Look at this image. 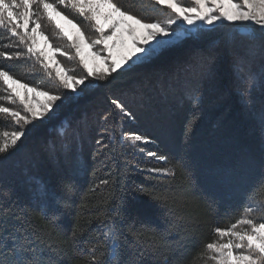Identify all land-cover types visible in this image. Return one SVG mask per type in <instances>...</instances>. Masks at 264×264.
Listing matches in <instances>:
<instances>
[{
  "label": "trees",
  "instance_id": "1",
  "mask_svg": "<svg viewBox=\"0 0 264 264\" xmlns=\"http://www.w3.org/2000/svg\"><path fill=\"white\" fill-rule=\"evenodd\" d=\"M118 3L136 15L147 12L148 5L151 10L156 6L148 0ZM61 10L80 25L84 20ZM219 25L201 29L148 61L97 80L69 104L70 111L65 113L66 105L56 111L64 116L34 122L11 151L0 154V213L6 212L0 216V264H11L5 237L9 244L14 236L31 239L30 230L24 231L29 223L52 233L54 243L40 254L42 264H85L89 248L103 239L102 215L98 218L97 213L112 206V185L101 181L113 179L125 164L126 189L117 193L122 200L117 202L115 217L121 234V264H164L165 258L167 264H201L204 246L218 240L213 229L235 223L249 200L264 203V190L253 195L264 169V93L257 87L251 93L252 103H245L234 68L239 63L242 76L258 75L264 63L260 42L254 38L250 42L252 37L242 33L238 24ZM18 44L16 37L0 30V51L26 52ZM196 52H201L200 62L176 70L174 61L198 56ZM0 66L30 85H45L44 74L50 72L34 57H0ZM3 89L0 82V97ZM167 89L170 95L165 94ZM114 99L122 101L132 116L122 118L112 105ZM164 101L169 109L158 113L155 107ZM152 103L154 123L145 111L152 109ZM18 129L12 117L0 113V134ZM122 132L151 137L154 143L143 146L141 153L122 146ZM97 140L107 148L97 146ZM149 151L166 156L167 163L149 157ZM113 162L120 167L114 168ZM154 168H168L169 173L150 171ZM157 194L172 198L177 211L157 200ZM193 199L199 207L191 203ZM144 205L153 210L142 213ZM42 209L49 217L55 215L54 224H45ZM77 225H83V231L73 238ZM141 228L168 229L170 250L155 252L145 246L152 243L150 233L144 243H137L132 232ZM184 231L185 247L178 258L174 253Z\"/></svg>",
  "mask_w": 264,
  "mask_h": 264
},
{
  "label": "snow or ice",
  "instance_id": "2",
  "mask_svg": "<svg viewBox=\"0 0 264 264\" xmlns=\"http://www.w3.org/2000/svg\"><path fill=\"white\" fill-rule=\"evenodd\" d=\"M186 2L191 6H185ZM154 4L169 10V18L164 23L159 20L149 22L144 17L125 9L118 3V0H55V2L52 0H0V30L16 37L19 42L17 46L22 45L26 48V52L16 51L11 54L8 51H0V57L5 60L34 57L46 70L49 67L55 68L56 78L63 89L77 93L82 91L78 86L85 85L87 78L84 76L77 78L67 74V70L62 68L59 62L55 61V57L50 54L59 52V48L49 46V50L46 51L45 48L38 46L37 37L42 38L44 44L48 45L42 21L46 20L49 24H54L56 29L72 41V47L75 48L79 62L87 71L88 77L104 79L150 55L154 50L153 44L165 43L160 38L168 37L171 32L169 26L179 20L189 26H197V22H203L206 25H214L221 21H227L229 24L250 22L254 26L253 38L259 40L261 57L264 60V0H154ZM61 7L71 9L80 17L90 21L92 28L99 33L98 38L91 44L87 43L81 28L61 10ZM61 20L75 29L74 36L65 31ZM108 32L111 34H107ZM117 42H119L120 49L114 53ZM99 44L104 46L103 50L108 53V56L89 52V55L94 58L92 66H89L84 50ZM234 68L241 82V97L246 98L245 103L251 104V93L257 87L264 93V63L261 64V71L258 75L250 73L247 77L241 75L242 68L239 63L235 64ZM48 75L50 76L51 73L49 72ZM0 82L3 83L8 93L0 97V100L13 103L19 101L26 113L22 115L20 111L0 104V113L12 117L15 125L21 129L10 134L6 131L0 134L4 137L0 140V154H7L25 135L24 126L45 119L54 110L56 102L63 100L64 97L43 91L38 86H29L3 66H0ZM29 93L32 95L29 96ZM38 97H43V100L37 99ZM193 103H196L195 99ZM112 105L119 110L122 118L132 116L119 99L112 100ZM261 125L264 130V108L261 110ZM151 143H154L151 137L134 132L121 133L122 146H130L141 153L145 151L143 146ZM96 144L107 148L106 145H102V140H97ZM147 155L157 157L165 163L168 161L166 156H158L156 152L149 151ZM113 167L119 168L120 166L113 162ZM127 167L128 165L125 164L123 169L116 172L113 179L101 181L104 185H112V206L105 208L103 213H97L98 218L102 215L101 223L104 230L101 236L103 239L89 248L85 264H121V234L116 228L115 217L119 215L117 202L122 200L117 193L126 189L124 178ZM150 171L169 173L168 168H154ZM138 187L139 190L146 191L143 187ZM261 190H264V169H262L258 185L253 189V195ZM155 198L168 206L170 211H177L174 201L169 196L157 194ZM191 203L195 207L200 206L194 199ZM254 210L257 209L252 206L244 207L241 217L235 223L227 228L213 229L214 234L220 239L208 242L204 246L205 250L210 253L208 259L214 261V264H264V206L260 209L262 211L260 222L251 216ZM41 211L46 225L55 223V215L49 217L43 209ZM3 215H6V212L0 213V216ZM181 218H184L183 213H181ZM0 222L3 220L0 219ZM29 230L31 239L28 240L21 241L14 236L12 237L13 242L9 244L5 237L4 248L11 254V264H42L40 254L53 245L51 232L44 233L30 223L26 225L24 231ZM81 231H83V225L75 226L72 233L73 238ZM149 233L152 242L149 247L152 250L157 247L163 249L164 252L170 250L166 241L168 229L161 231L141 228L133 231L132 236L137 243H144ZM224 238H227L226 242H223ZM164 264H167L166 258Z\"/></svg>",
  "mask_w": 264,
  "mask_h": 264
},
{
  "label": "rangeland",
  "instance_id": "3",
  "mask_svg": "<svg viewBox=\"0 0 264 264\" xmlns=\"http://www.w3.org/2000/svg\"><path fill=\"white\" fill-rule=\"evenodd\" d=\"M148 1L152 2L151 3L152 6L155 5L154 0H148ZM185 6H191V4L186 2ZM66 11L69 12L70 14L79 16L77 13L73 12L71 9H66ZM154 11L157 12V14L155 13V15H157L158 19L153 17ZM65 14L68 15L67 13H65ZM169 15H170V12L166 7H161L159 5H156L151 10L150 5H148L147 12L145 10H143V15L140 13L138 16L144 17L149 22H151L153 20H159L161 23H164L169 18ZM69 18L72 19L70 16H69ZM80 18H83V17H80ZM83 19L84 20H83V22H81V25L78 22H76L74 19H72V20L83 31L84 36L86 38V42L91 44L94 40H96L98 38L99 33L95 32V30L92 28L90 21L86 20L85 18H83ZM60 22H61V24H63L65 31H67L70 35L74 36L75 29H73L71 25L67 24L63 20H61ZM42 24L44 25V28H43L44 34L48 38V45L44 44V41L42 38L37 37L38 42H39L38 46L45 48L46 51L49 50V46L51 48H59L60 49L59 52H54V53H50V54L55 57V61H58L62 68L67 70V74L72 75V76H76L77 78H79L81 76H84L87 78L85 85L78 86L79 88L82 89V91H79L77 93H72L70 90L63 89V87L60 85L58 79L56 78L55 68L49 67L48 70H50V72H52L54 76L51 79V78H49L50 76L44 72L45 73L44 79L47 82L45 85L40 86V85H30L29 84V86H38L43 91H48L51 94H57V95H61L64 97L63 100L56 102L55 108L51 112L50 115H48L45 119L40 120V121H46L51 116H59L60 114L58 115V112H56V111H58L62 107H65V105H66V107L64 108L66 110L65 113L70 111L71 108L69 107V104L71 102H73L74 100L78 99L81 95H83L85 93V90L90 89L94 84H96L97 80H99L100 78L99 77H88L87 71L83 68V65L80 64L79 57L76 55L75 48L72 47V41L70 39H68V37L64 36L63 33H61L59 31V29H56L54 24H49L46 20L42 21ZM219 24L222 25V27H224L229 23L227 21H221V22L214 24V25H206V24H203V22H197V26H189L186 23L178 20L174 25L169 26L171 29L170 35L168 37H161L160 38L161 40H164L165 43L160 44V45H157L154 43L153 44V49H154L153 52L150 55L146 56L144 59L137 61L135 64L141 63L143 61H148L158 51L165 49L167 47H170L172 45L178 44L183 39H185L187 36L192 35L198 31H200L201 29H204L207 27H212V26L219 25ZM235 24L236 25L238 24L239 29L242 33H245L247 36L252 37L250 42L254 41L253 40L254 26L250 22H236ZM48 28H49V31H47ZM106 32H107V30H106ZM107 34H111V33L108 32ZM244 44L249 45V43H244ZM103 49H104V46L102 44H99V45H94L91 49H85L84 50L85 55L88 59L89 66H92V64L94 62V58L89 55V52L98 53L104 57H107L108 53L106 51H104ZM119 49H120V45H119V42H117L116 48L114 49V53L117 52ZM236 49H240V48L236 47ZM63 53H67L68 55L65 56ZM196 53L198 54V56H190L191 58L189 57V59H191V60H189V59H178L177 61H174L175 62L174 66L177 68V69L176 68H174V69H176L178 71L179 69L182 68L181 71H183V69H185V65H187V64L191 65L194 62H197V63L200 62V60L202 59L201 58V52H196ZM41 59H43V58H41ZM46 63H48V62H46ZM109 63H110V60H109ZM135 64H131L130 66H128L124 69L126 70V69L134 66ZM179 66H180V68H179ZM54 81L56 83H53ZM3 92H4V96H6L8 94L5 91V86H4ZM165 94L170 95V94H168V89H167V91H165ZM28 95L31 96L32 94L29 93ZM171 98H173V97H170V101H171ZM37 99L43 100V97H38ZM154 105L155 104L152 103V109L146 108V110H145L148 113L149 118L152 117V118H150L151 123H154V121H155V118H153V116H155V115H154V113H152L153 111H150V110H154ZM3 106L10 107V108H13L14 110L20 111L22 115L26 114L24 112L23 106L19 104V101H15L14 103L9 102V101H4ZM157 106L158 107H155V109L158 111V113H165L166 109H169V107H167L168 105L165 103V101L163 102V105H157ZM65 113L60 115V116H64ZM160 123L161 122H159L158 124H160ZM32 124L24 126L26 129V132L31 131V130H28V128ZM146 127L149 129L152 128L150 125H148ZM17 131H19V129ZM99 149L100 148H96V150H99ZM169 194H170V192H169ZM219 205H220V203H219ZM247 206H252L254 209H257V210L253 211L251 216L254 217L257 220V222H260V220L262 218V211L260 209L262 208V206H264V203L259 201V200H256V199H252V200L248 201ZM151 209L153 210L152 207L144 205L141 207V212L147 213V212H150ZM148 217L150 218V215ZM188 224L190 225V223H188ZM186 226H187V224H186ZM244 227H246V226H244ZM183 236H186L185 231L180 234V236L177 240L179 246L177 245V249L175 250L174 254L178 258L182 255L181 252H182L183 248L185 247V245L182 243V241L185 239V237H183ZM219 239L220 238L218 237V240ZM226 240H227V238H224L223 242H226ZM170 243H171L170 241L167 242V244H170ZM144 245L145 246L147 245V247H149V245L146 243ZM169 248H170V246H169ZM157 249L159 250L160 248L157 247L155 249V252L157 251ZM209 255H210V253H208L205 250V252L203 253V255L200 258V263L201 264H214V261H212L211 259H208ZM152 261H153V258H152Z\"/></svg>",
  "mask_w": 264,
  "mask_h": 264
}]
</instances>
